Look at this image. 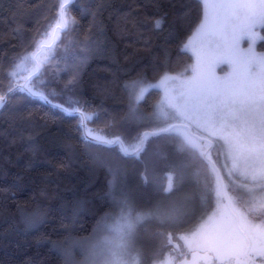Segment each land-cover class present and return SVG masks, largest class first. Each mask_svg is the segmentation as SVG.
Returning a JSON list of instances; mask_svg holds the SVG:
<instances>
[{
    "label": "trees",
    "instance_id": "trees-1",
    "mask_svg": "<svg viewBox=\"0 0 264 264\" xmlns=\"http://www.w3.org/2000/svg\"><path fill=\"white\" fill-rule=\"evenodd\" d=\"M157 14H166L161 30H153ZM201 17L200 0H0V264H65L54 244L87 237L113 210L109 186L118 171L142 209L170 208L173 197L183 207L172 224L144 229L143 264L167 249L155 230L188 234L204 222L207 211L197 214L202 183L186 178H197L194 167L207 160L181 148L175 126L146 131L157 88L130 112L131 82H155L192 61L182 47ZM50 47L54 55L42 67L37 57ZM26 55L33 68L16 81L12 71ZM74 76L79 84L70 89ZM120 143L128 153L140 149L130 157ZM199 176L207 181L203 193H212L215 173Z\"/></svg>",
    "mask_w": 264,
    "mask_h": 264
},
{
    "label": "rangeland",
    "instance_id": "rangeland-1",
    "mask_svg": "<svg viewBox=\"0 0 264 264\" xmlns=\"http://www.w3.org/2000/svg\"><path fill=\"white\" fill-rule=\"evenodd\" d=\"M200 1L202 19L205 0ZM218 2L219 0H207L206 10L209 14L212 12L211 5ZM198 28L199 23L184 43L188 44V47H182L183 51L190 54L192 61L181 72L168 74L169 76H175L177 80L182 79L181 74L185 69L196 63L193 48H200L202 40V36L197 32ZM257 32L258 35L252 38L253 47L257 52H262L264 50L259 51L257 44L264 32L259 29ZM50 36L51 31L45 35L46 43L49 42ZM240 47L246 49L248 43L241 40ZM53 49L50 47L41 51L37 57L40 66H45L53 57ZM32 68V56L26 55L17 63L12 76L16 81H20L25 72ZM213 71L215 77L220 79H212V86L205 91L204 87L197 90L203 86L201 83L204 78L195 85L186 82L173 85L169 82L167 89L148 87L159 84L162 76L155 82H131L130 90L133 98L140 94L141 88H157L161 92L151 115L143 119L147 124V132H158L175 126L172 131L181 137V148L201 156L208 149V144L190 135L182 126L214 143V148L208 153V159L221 166L227 196L233 203L240 201L241 206L248 209L244 214H239L241 229L251 242V264H264V74H259L254 63L242 65L239 71L231 76L229 73L232 69L227 63L217 65ZM191 74L189 71L188 75ZM86 135L92 139L100 137L99 141L110 140L94 130H87ZM206 170L214 173L210 166L205 167L200 163L194 167L193 172L198 177L186 178L187 181L202 183L198 190L201 194H204L207 181L199 175ZM215 186V191L220 193L217 180ZM109 195L114 208L105 212L106 215L90 235L85 238L68 237L54 244V248L65 257V264H140L143 260L144 243L148 241V238L142 237L146 231L144 229L147 226L156 228L160 224H172L173 217L183 209L182 207L178 210V200L173 197L170 200V208L153 204L150 209L143 210L121 171L111 180ZM220 202L216 204L218 211L214 212L210 219L180 238L187 251H210L214 259L213 264H234L233 260L240 262L245 245L237 229L233 228V222L229 221L226 208L218 205ZM233 208L240 211L234 205ZM157 237L158 235L154 236ZM231 258L232 260H229Z\"/></svg>",
    "mask_w": 264,
    "mask_h": 264
},
{
    "label": "snow or ice",
    "instance_id": "snow-or-ice-1",
    "mask_svg": "<svg viewBox=\"0 0 264 264\" xmlns=\"http://www.w3.org/2000/svg\"><path fill=\"white\" fill-rule=\"evenodd\" d=\"M208 7L205 0V11L203 18L199 22L197 32L202 36L200 48H193V54L196 57V63L190 68L185 69L182 79L177 80L175 76H169L165 73L157 85L148 87H163L167 89V84L171 82L176 85L177 82H186L195 85L202 78L220 79L215 77L213 69L219 64L227 63L233 73H237L240 67L255 64L259 74H264V51L257 52L253 47V39L258 35L257 30L264 32V0H219L218 3L211 5L212 12L206 10ZM166 14L153 17V30H161L164 24ZM241 40L248 43L246 49L240 47ZM264 41V35L260 36ZM191 37L189 38V42ZM147 46L149 39H144ZM185 48L188 44L184 45ZM192 74L189 76L188 72ZM79 76H74L65 85L74 89L79 84ZM147 88H141L140 94L130 100V112L136 111L138 105L143 99V93ZM34 95V94H33ZM45 102H48L47 96H42ZM54 109L64 111L61 105H52ZM100 140V137H96ZM111 144L113 141H102ZM38 214V212H37Z\"/></svg>",
    "mask_w": 264,
    "mask_h": 264
},
{
    "label": "flooded vegetation",
    "instance_id": "flooded-vegetation-1",
    "mask_svg": "<svg viewBox=\"0 0 264 264\" xmlns=\"http://www.w3.org/2000/svg\"><path fill=\"white\" fill-rule=\"evenodd\" d=\"M201 84L203 86H201L200 89H197V90H202V87H204V91L208 90L212 86V80L204 78V80L202 81ZM197 139H199V138H197ZM199 140L207 143L203 139H199ZM213 148H214V143H213L212 147L208 150L207 156H208V153ZM210 161H207V162H208L209 166L213 169V171L216 175V180H217L218 184L220 185L219 186L220 187V193H217L215 191V189H216L215 181H214V188H213L212 193L209 192L206 194H201L198 192V194H197L198 202L197 203H198V209L199 210H198L197 214H199L202 211H207V217H206V219L203 220L204 222H206L208 219H210L213 216L214 212L216 213L218 211V209H216L217 203L213 202V200H216V199L222 200L218 205L221 204L223 206V208L224 207L226 208L227 213L230 217L229 221L233 222V224H232L233 228L237 229V231L239 232L240 236L242 237V239L245 243V252L243 253V257H241L240 262H236L234 260L232 262L234 264H251L252 259L249 255V251L251 249V242H250L248 235L244 232L243 229H241L242 228L241 224H240V217L241 216L239 214V212L244 214L243 212L247 211L248 209L241 206L240 201H237L238 203L236 201H234V203H233V201L230 200L229 197L227 196L226 191L224 189L227 203L225 202V200L223 198V194H222V188H221L220 180L217 176L216 170H215L214 166L212 165V163L219 170L220 176H221V168H220L221 166H218V164L216 162H214L213 160L211 161L212 163ZM221 180H222V176H221ZM222 183H223V181H222ZM223 186H224V184H223ZM231 203H233V204L231 205ZM233 205H234V207H237L238 210H240V211H237L235 208H233ZM143 210L146 211L147 208H144ZM238 228H240V230L247 236V238L250 242V247H249L247 253H246L247 241L244 237V234L241 233ZM154 233L160 235L159 240H162V239L164 240V242H162V244L165 248L167 247V249L164 252V254L162 255V257L159 258L158 261L153 263V264H213L214 259H213V256L210 254V251H207V250L187 251L186 250L184 243L182 242V240L180 238L181 235H184L183 232H181V231L173 232V231H169V230L164 231L162 229H157V230H155ZM155 243L157 244L156 239H155ZM259 253L261 255V251H259ZM229 260H232V258ZM140 264H143L142 260H141Z\"/></svg>",
    "mask_w": 264,
    "mask_h": 264
},
{
    "label": "water",
    "instance_id": "water-1",
    "mask_svg": "<svg viewBox=\"0 0 264 264\" xmlns=\"http://www.w3.org/2000/svg\"><path fill=\"white\" fill-rule=\"evenodd\" d=\"M182 127L186 128V130L188 131L189 134L193 135V136L196 137V138L203 139V140H205V141L208 143V149L203 153V156H204V158H205L206 160L210 161V160L208 159L207 152H208V150L212 147L213 142H211L210 140H208V139H206V138H201V137L197 136L196 134H194V133H193L189 128H187L186 126H182ZM151 133H156V132H151ZM145 135H146V133L143 132V133H142V143H141L140 148L143 146ZM117 141H118V140H115L114 143L117 142ZM100 142H102V141H100ZM102 143H104V142H102ZM104 144H108V143H104ZM120 146H121V149H122L123 154H125V155H127V156H130V157L133 156V155H136V153H137L138 150L140 149V148H138V149L134 150L133 152L128 153V152L125 151L124 146L122 145V143H120ZM210 162H211V161H210ZM211 163H212V162H211ZM212 165L214 166V168H215V170H216V173H217V176H218V178H219V180H220V184H221V188H222L223 198H224V200H225V202H226L225 191H224V186H223V183H222V180H221L220 172H219V170L215 167V165H214L213 163H212ZM141 178H142V180H143V183H145V177H144L143 174H141ZM169 189H170V183H169V182H166V183H165L164 191H165L166 193H168V192H169ZM226 203H227V202H226ZM238 229H239V231H240L241 233H243V232L240 230V228H238ZM243 234H244V233H243ZM244 237H245V239H246V241H247V250H246V253H247V251H248V249H249V247H250V242H249V240H248V238H247V236H246L245 234H244Z\"/></svg>",
    "mask_w": 264,
    "mask_h": 264
}]
</instances>
